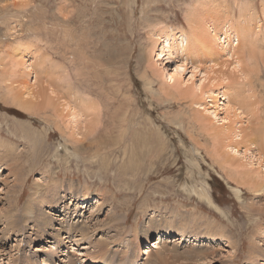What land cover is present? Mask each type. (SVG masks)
Segmentation results:
<instances>
[{
    "label": "rangeland",
    "instance_id": "374dc122",
    "mask_svg": "<svg viewBox=\"0 0 264 264\" xmlns=\"http://www.w3.org/2000/svg\"><path fill=\"white\" fill-rule=\"evenodd\" d=\"M211 1L231 7H226L227 15L237 16L240 2L257 16L258 39L255 45L252 39L243 47L241 51L246 52L239 56L245 72L241 73V67L232 69L233 60L218 53L207 55L202 45L186 59L179 51L170 58L164 54L160 63L157 53L164 35L173 32L179 38L181 28L188 29L185 12ZM263 3L0 0V78L13 79L16 86L8 95V82L0 81V137L13 143L21 165L16 189L8 170L0 171V178L6 176L8 181L0 186V213L13 214L0 223V251L8 254V260L0 264H89L96 258L104 264H130L136 261L137 249L147 245L146 238L149 243L162 230L174 236L181 232L196 236L209 230L218 240L208 243L191 238L177 243L172 235L163 248L142 255L144 264H264V178H254L263 184L259 191L242 186L249 178L236 171L232 161L238 160L225 154L226 149L213 140V126L203 120L212 103H225V97L214 92L221 87L233 104L234 98L241 102H235V108L248 97L243 105L246 111L237 109L240 113L232 117L239 121L237 125L244 127L246 119L259 126L264 120V63L259 55L264 53ZM22 45L23 52L16 50ZM249 49L255 52V60H248ZM22 62L24 66L31 63L27 77H23ZM10 63H14L13 69L8 67ZM177 63L181 69L170 80ZM193 66L197 67L195 73ZM203 71H211L212 79L202 89L186 82L193 75L191 81L198 84ZM26 85H32L34 103L22 109L17 102L24 105L23 100L30 99L23 88ZM234 90L238 91L236 97ZM82 99L95 102L100 121L84 139L69 123L66 108V103L72 106ZM220 112L213 120L219 127ZM238 151L244 148L239 146ZM4 186L11 190H1ZM60 186L69 188L73 196L99 199L100 203L89 200L77 212L72 214L69 209L71 214L59 215L38 200L43 195L49 201L52 190L59 191ZM229 186L244 187L242 200ZM200 188L210 193L220 210L198 198L195 191ZM12 191L14 196L19 193V209L14 212L10 200L5 202ZM28 195L34 201L31 213L25 215L21 207ZM68 201L66 198L65 206ZM21 214L31 216L32 221H24ZM58 215L62 219L56 221ZM43 217L56 218L47 229L50 232L58 225L65 229L59 247L47 243L52 240L23 241L33 235L28 226ZM5 225L17 232L4 241ZM20 232L22 236H18ZM86 246L89 248L82 249Z\"/></svg>",
    "mask_w": 264,
    "mask_h": 264
},
{
    "label": "bare ground",
    "instance_id": "6f19581e",
    "mask_svg": "<svg viewBox=\"0 0 264 264\" xmlns=\"http://www.w3.org/2000/svg\"><path fill=\"white\" fill-rule=\"evenodd\" d=\"M224 6L220 5V2H218V1H211L208 5L205 2H203L201 4L193 6L192 8L189 9V11H186L185 12V20L188 23V29L183 30L181 28V30L179 32V38H177L176 33L173 34V32H168L164 35V39H163L164 43L163 42L161 43L160 49L157 53L158 59L160 60V63H162V61L164 60V58H166V56H167V58L172 57L174 55V51H179L180 56H182V54H183V56H185L184 59H186V57L188 58L189 55L190 56L193 55L192 53L194 52V50L198 49L197 46L202 45V47H204L203 52H205L207 55L210 56L212 54L218 53V55L220 57H226L227 59H230L231 61L233 60L232 61V63H233L232 69L238 70V68L241 67L242 70H240V71H241V73L242 72L244 73L245 70H243V66L241 65V61L239 60V56L241 54H245L246 51L245 50H244L245 52L241 51V49L243 47H245L250 41H252V39H254L253 45H255V39H258L257 37H255V33H257V27L259 25L258 19H257V16H255V14L251 12L250 7H248V5H243V3H240V2L237 3V8H238L237 9V16H235L233 14L227 15V11H229L228 9L231 7H229V6L227 7L226 5H224ZM224 14H226V15H224ZM263 15H264V3H263ZM251 20H254V24H251V22H252ZM251 25H253V26L255 25V27L257 26L256 30H255V27L253 28V26H251ZM256 35H258V34H256ZM174 36H175V38H174ZM261 39L264 41V34L261 37ZM24 48H25V46L22 45L16 50L23 52ZM25 51H26V53H28L27 50H25ZM248 52H250L248 55V56H250L248 58V60H251V59L255 60L254 59L255 52L253 51V49H251V50L249 49L247 51V53ZM164 54H166V56ZM259 55L263 57V63H264V53H259ZM177 56H179V55L175 54V57H177ZM30 64L24 66V62H22L23 72H24L23 77L28 76V70L30 69V67H28V66H30ZM9 66H12V69H13L14 63H10L8 65V67ZM196 68H197L196 66H193L192 72L195 73L196 70H194V69H196ZM180 69H181V63H177L175 70L173 71L172 75H170V80L175 79L173 75L178 74V70H180ZM210 72L211 71H203V73L201 74V77H199V82L196 85L193 81H191L193 75H190V77L188 78L189 81H186V82H191L190 85H192L193 88L200 90L205 86L206 82H208L212 79L208 75ZM32 73L34 74V72H32ZM212 73L215 75L217 72L213 71ZM238 73H237V75H238ZM240 77H241V75H240ZM244 77H246V76H244ZM35 80L36 79H35V75H34V82H35ZM0 81L3 83L8 82L7 88H6V90L8 89V92H7L8 95H9V93L13 92V90H12L13 88L16 89V86L14 87L13 79H7L6 77L3 76L0 78ZM24 84H26V83H24ZM42 84H43V82H42ZM26 86L25 87L21 86V87L24 88V90L26 91V96H30V99H27V100L24 99L23 100L24 105L17 102V97L15 96V94H13V97H12V99L18 103V107H21L22 109H24L25 106L28 108V107L32 106L34 103L33 102V96L30 92L31 89L29 90V87H31L32 85L31 86L26 85ZM41 89L44 92H46V89L44 90L42 87H41ZM223 89L221 87V88H218L217 90H215L214 92H215V95L220 94V95L224 96L225 97V103H222L221 101H219L218 104L212 103L213 104L211 107L212 110L211 111H207V110L205 111V112H207V114L204 115L203 120H205V122L207 121V123H209L210 125L213 126L212 128H214L215 134H216V136H213V140L215 139V141H217L221 147L226 149L225 154L227 156H230V158L232 157V159L238 160V161H232L234 164L237 165V166H235L236 171L240 172L242 178H244V177L249 178L248 180H250V182H247V180H246V182L244 181V183L243 184L241 183V185L244 186V184H245L246 187L248 186V188L249 189L251 188V190L254 192L259 191L261 185H263V184H261V182H258L257 180H254V178H256V179H263L264 178V125L262 123L264 120L259 122L260 127L258 125L254 126V123H249L246 119L243 121V123L246 124L244 127L237 125V123L239 121L232 120V117L238 116V112H239L238 110H241L242 112L245 110L243 108V105H244V103H247L246 101H248V100H246V99L248 97L245 99L246 101L244 100L243 105L242 104L238 105L241 102H239L238 99L236 101V98H234L235 102L238 103L237 108H235L234 106H236V103L235 102H234V104L232 103V99H231L230 94L228 93L227 90L225 91ZM11 90H12V92H11ZM46 93H48V92H46ZM24 94L25 93L23 92L20 95L23 96ZM233 96H235V97L238 96L237 90H234ZM45 97L47 98V95ZM18 99H20V98L18 97ZM48 99H49V95H48ZM222 99H223V97H222ZM71 101H74V100H71ZM76 103L71 104L72 106H70L69 103H66V108H68L70 110L69 113L67 112V115H69V117L71 118V120H69V123L74 124V128L73 127L72 128L75 131H78L77 134L80 133L81 137L84 139L85 135H87L88 132L92 133L97 126V123L99 121L98 115H97L98 114V106L91 99L78 100ZM220 110H221L220 113H223V115L220 117H217V121L218 120L221 121V126L219 127V126H216L213 124V120L216 119V113H219ZM198 112H201V111L198 110ZM249 113H251V112L249 111ZM256 116L258 117V115H256ZM260 117H259V120H260ZM233 123H234V126L232 125ZM239 127H241V130H239ZM21 129H23V128H21ZM246 130H248V132ZM29 131H28V133H29ZM6 133H9V132H6ZM16 134H17V132H16ZM255 137H257L259 139L258 142H257ZM26 138H28V140L32 139V137H30L27 133H26ZM12 144L13 143L10 140L4 141L0 137V171H3L5 169L8 170L7 174H8V176H10V178H12L11 179V182H12L11 185L13 184V186L16 189V185L19 182L18 177H16V176L19 172V169L21 168V165L19 162L20 161L19 158L14 153V147ZM239 146H242L244 148L243 152L238 151ZM33 165H35V164H33ZM253 165H256V166L254 167ZM240 168H243V169H240ZM244 168H246V169H244ZM5 177L0 178V181H1L0 186L2 184L8 185L7 178H5ZM240 181H242V180H240ZM242 186H241V188L229 186L231 188V190L233 191V193L235 194V196L241 200H242V197L240 195H241L242 189L244 188ZM6 188H5V186L1 187V190L2 189L6 190ZM21 189H22V187H21ZM10 190H11V188H10ZM10 190L7 189L6 192H9ZM56 191H58V190H52L51 195H50L51 198L49 201L45 200L43 195H42V198L40 197V199L38 201L41 202L45 206L47 205L49 208H51V210L58 211L59 215L65 216V215L71 214L69 209L72 210V214H73L74 212H77L78 211L77 209H80L83 204L88 203L89 200L95 201V203H97V204L100 203L99 199L91 198L88 200L87 198H83L81 196H73V194L69 188L64 189L60 186L59 191L58 192H56ZM16 192H20V190H16ZM195 192H196L198 198L206 201L209 205L213 206L214 208L219 209V207L213 202L210 193L205 188H200L199 190H196ZM10 193H11V195H13L12 194L13 191ZM18 194H17V196L15 195L16 197L13 195L14 198H13V196L11 197V195H9L7 198H5V200H7L5 202H8L10 200L9 206L11 208V210H10L11 212H14L15 210L19 209V208L16 209L17 203H18V198H19ZM31 196L29 197V195H28V197H26L27 199H26L25 203L23 204V206L21 207L22 214L23 213L24 214L25 213H27V214L31 213L30 212L31 207H32L31 201H34L33 196L32 197ZM66 198H68L69 201H68L67 205L65 206ZM1 213H0V223H2V222L4 223L5 220L7 222V220L10 219L13 215L12 213L7 214V215L5 213L4 214L3 213L1 214ZM22 214H21V217L24 221H27V222L29 220L32 221L31 216L26 217L25 216L26 214L24 216ZM55 217L51 218V219H45L43 217V219L37 218L36 220H34L32 222V224L30 226H28L29 229L33 230L34 236L31 235V236H29V240L23 239V241L26 242L27 244L28 243L31 244L32 241H37V240H42V241H51L52 240V242H47V243H55L59 247L62 243L61 238L59 236L65 232V229L61 225H58L57 227L53 226V227H55V228H52L53 232H50L49 230H47V229L51 228V225L53 224L52 219H56ZM61 219H62V217L59 216V218H57L56 221H59ZM56 221H55V224H57ZM14 222L15 221H13L12 223H14ZM17 222H18V220H17ZM29 223H31V222H29ZM9 224L11 225V223H9ZM18 224H19V222H18ZM32 226H35L36 228L34 229V227H32ZM4 231H5L4 232L5 234L3 233L4 236L2 237L4 239V241L9 237V235L16 234V232H17L15 230L16 232L14 233V227L12 229V227H7V226L4 228ZM208 231L209 230L202 231L196 236L190 235V234H185L182 232L179 233L177 236H174L169 231H166V230L165 231L164 230L159 231L157 234V237L153 238L151 241H149V243L146 242V241H148V238H146L147 240H145V244H147V245L144 246V249L143 248L137 249L136 253H138V255L136 254L137 255L136 261H134L130 264H144V260L142 258V255L149 256L152 252H154V250L159 249V248H163L166 245V242L169 241V239L171 241L172 235L174 238L177 237L174 239L175 241H177V243H181L182 240H190L191 238H194V239L197 238V240H200L203 242L208 241V243H210V241L218 240L217 234H215L214 232H208ZM20 234H21V232L18 234V236H22V234L21 235ZM77 235L78 234H76L74 236V239ZM47 236H49V237H47ZM163 236H165V237L163 238ZM63 237H66V236L62 235V238ZM23 238H24V234H23ZM21 239L22 238H20V241H21ZM75 240H77V239H75ZM53 246H55V245H53ZM53 246H50L51 249L53 248ZM87 248H89V246L82 247V249H87ZM34 251H41V250L39 247H34ZM67 252H68V250H67ZM81 253H80V255H81ZM7 255L8 254H6L5 252L0 251V261L3 259L8 260ZM61 255H65V253H62ZM145 258H146V256L144 257V259ZM47 260L49 261L50 259H47ZM101 260L102 259H99V258L92 259V260H90L89 264H104L103 261H101ZM2 263H6V261L2 262Z\"/></svg>",
    "mask_w": 264,
    "mask_h": 264
}]
</instances>
